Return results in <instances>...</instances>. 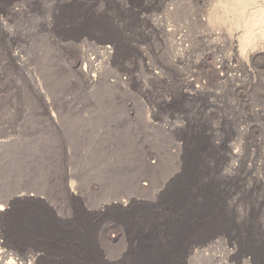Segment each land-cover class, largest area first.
Segmentation results:
<instances>
[{
	"label": "rangeland",
	"instance_id": "rangeland-1",
	"mask_svg": "<svg viewBox=\"0 0 264 264\" xmlns=\"http://www.w3.org/2000/svg\"><path fill=\"white\" fill-rule=\"evenodd\" d=\"M208 4L0 0V264H264V168L229 158L264 163L263 60L212 74ZM117 191L146 204L99 212Z\"/></svg>",
	"mask_w": 264,
	"mask_h": 264
},
{
	"label": "bare ground",
	"instance_id": "bare-ground-1",
	"mask_svg": "<svg viewBox=\"0 0 264 264\" xmlns=\"http://www.w3.org/2000/svg\"><path fill=\"white\" fill-rule=\"evenodd\" d=\"M204 2H205V0H204ZM207 6H209V7L212 6V7L204 9L206 19H204L203 17H200L199 20L203 26L205 25L207 27V29H209L208 30V32H210L209 35H212L214 37L220 36L223 39V42H221L222 44H220L219 41H218L219 42L218 43L217 39H215V43H214V45H212L211 48L214 51H216V50L219 51V50H223L227 46L232 51L231 54L223 56L220 60L215 59L213 66H212V68H213L212 70L214 73H212V74H215L219 81L220 80H229L227 78H230L232 81V80H237V79H235L237 77V75L235 77V74L239 70H247L248 69V68L246 69V66L248 67L249 63L256 64L257 62H259V60L260 61L263 60V63H261V64H262V66H264V48H260V49L255 48V46L259 43L262 44L264 47V0H210V4H208ZM216 29L219 32H217ZM217 58H218V56H217ZM250 66H251V64H250ZM236 89H237V87H236ZM239 95L241 96V95H243V93H239ZM248 130H244L240 127H237V128H235L234 136L246 135L247 132H249ZM249 133H251V132H249ZM249 133H248V135H249ZM241 141H240V143H241ZM231 142H233V141H231ZM251 143H255V144L259 145L260 143H262V139H261V137L259 138L258 136L254 137ZM236 145H237V143H236ZM232 147L235 151H233V152L230 151L229 158L231 161L233 159H237L239 161L238 165H236L234 163L235 168H238V169L243 168L244 171L247 173L252 172V170H254V169H256L257 173H259L261 170H263L264 163L261 162L259 160V158H257V155L255 153L248 154V156H243L241 150L239 149V145H237V146L234 145ZM258 153H260V151ZM141 161L142 162L140 165L144 169L143 175L139 179L134 178L133 181L131 180V182H129V184L127 183V185H126V188L128 189V191L130 189V190H133L134 193H143V192L149 191L148 188L153 185V183H152L153 181L151 179L150 173L154 170H157L156 169L157 167L155 168V166H154L155 162L154 163L151 162L150 159H148L147 157H144V159H142ZM191 172H192V167L190 165L186 170V180H189L190 183L193 181L192 178H190ZM226 173H225V175H227L228 173L231 175L230 171L227 174ZM143 182H145V183L143 184ZM172 183H175V179H169L168 182L164 184L163 189ZM96 185H95V183L92 185H89L90 187L88 189L90 191L95 192L96 190H98L100 188V187H97L98 185L97 186ZM184 189L186 190V192H184L180 195L182 200H185L187 197H189L188 195H190L189 188L186 189L183 187V190ZM99 190H101V189H99ZM125 191H123V192H125ZM128 191H127V193H129ZM162 192L163 191H161V192L159 191L158 194L156 195V198L158 195L160 196V195H163L165 193V191L163 194H162ZM121 193H122V191L118 192V194H116V196H114L112 199H110V196H109L108 197L109 200H106V202H101L99 212H105L108 214H112L111 216H115V214L118 213L119 211L124 212V211H122V209H128V208L133 207L134 205L146 204L143 197L140 196V194H133V193L132 194H127V193L121 194ZM96 195H97V193H96ZM139 197H141V198H139ZM77 200H79V204H80L78 206V207H80L78 209L79 214H82L83 216L90 214L91 211L88 209V206L86 207V205H83V203L81 202V200L78 197H77ZM123 200H125V201H123ZM8 201H9V203H12V202H14V199L9 198ZM53 209H55V208H53ZM1 210H3V209L0 207V214H2ZM68 212H69V210H68ZM116 217H120L121 220H123V221L127 220L121 216H116ZM130 227H132V226H130ZM1 243L3 244V241H0V245H1ZM0 254H2L1 250H0ZM16 257L18 258V255H16ZM17 258L10 259V260L6 261L4 264H25V262H23V263L21 262L22 258H18V259ZM23 261H24V259H23ZM0 262H1V260H0Z\"/></svg>",
	"mask_w": 264,
	"mask_h": 264
}]
</instances>
